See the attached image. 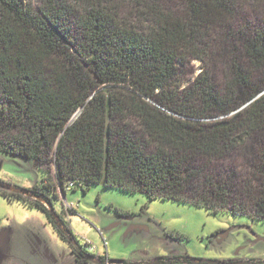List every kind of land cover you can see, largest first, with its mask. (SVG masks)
Instances as JSON below:
<instances>
[{
    "label": "trees",
    "instance_id": "1",
    "mask_svg": "<svg viewBox=\"0 0 264 264\" xmlns=\"http://www.w3.org/2000/svg\"><path fill=\"white\" fill-rule=\"evenodd\" d=\"M192 61L203 71L184 86ZM1 154L46 172L23 191L49 206L101 185L264 221V0H0ZM3 195L89 263L53 208Z\"/></svg>",
    "mask_w": 264,
    "mask_h": 264
},
{
    "label": "rangeland",
    "instance_id": "2",
    "mask_svg": "<svg viewBox=\"0 0 264 264\" xmlns=\"http://www.w3.org/2000/svg\"><path fill=\"white\" fill-rule=\"evenodd\" d=\"M203 67L200 61L190 62L184 86ZM209 68L217 82H223L222 63L212 59ZM252 157L249 147L236 153L232 162L245 167ZM45 170L53 173V167ZM44 178L46 172L31 160L0 155V264H76L71 245L42 211L10 201L3 193L43 202L49 211L53 208L52 213L69 223L80 246L89 244L93 255H107L111 261L153 264L182 257L204 263L264 264V221L188 203L151 201L144 194L101 185L86 192L67 191L50 207L23 191L42 186Z\"/></svg>",
    "mask_w": 264,
    "mask_h": 264
},
{
    "label": "built area",
    "instance_id": "3",
    "mask_svg": "<svg viewBox=\"0 0 264 264\" xmlns=\"http://www.w3.org/2000/svg\"><path fill=\"white\" fill-rule=\"evenodd\" d=\"M72 189V187L70 186L68 188V191H70ZM72 244L74 246H77V241H72ZM85 246H88L87 247V251L89 254H91L93 257H89V263L87 264H117V263H114L112 262L107 256H102V255H93V250L91 249L90 245L89 244H85Z\"/></svg>",
    "mask_w": 264,
    "mask_h": 264
},
{
    "label": "water",
    "instance_id": "4",
    "mask_svg": "<svg viewBox=\"0 0 264 264\" xmlns=\"http://www.w3.org/2000/svg\"><path fill=\"white\" fill-rule=\"evenodd\" d=\"M50 207H51V206H50ZM219 264H238V263H231V262L229 263V262H228V263H219Z\"/></svg>",
    "mask_w": 264,
    "mask_h": 264
},
{
    "label": "crops",
    "instance_id": "5",
    "mask_svg": "<svg viewBox=\"0 0 264 264\" xmlns=\"http://www.w3.org/2000/svg\"><path fill=\"white\" fill-rule=\"evenodd\" d=\"M107 256V255H106ZM108 257V256H107Z\"/></svg>",
    "mask_w": 264,
    "mask_h": 264
},
{
    "label": "bare ground",
    "instance_id": "6",
    "mask_svg": "<svg viewBox=\"0 0 264 264\" xmlns=\"http://www.w3.org/2000/svg\"><path fill=\"white\" fill-rule=\"evenodd\" d=\"M43 203V202H42Z\"/></svg>",
    "mask_w": 264,
    "mask_h": 264
}]
</instances>
